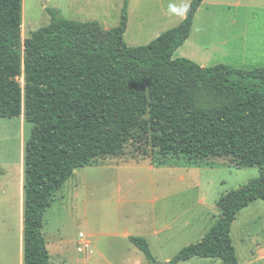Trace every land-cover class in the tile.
<instances>
[{"label":"trees","instance_id":"16d2710c","mask_svg":"<svg viewBox=\"0 0 264 264\" xmlns=\"http://www.w3.org/2000/svg\"><path fill=\"white\" fill-rule=\"evenodd\" d=\"M204 1L194 0L183 23L148 46L130 47V0L111 30L52 10L51 24L25 40L23 0H0V119L25 115L34 126L24 158V264H52L44 219L74 174L124 155L131 143L162 156L232 159L260 170V178L222 196L211 230L170 262L239 264L233 224L264 201V69L174 59ZM129 241L156 263L144 238Z\"/></svg>","mask_w":264,"mask_h":264},{"label":"rangeland","instance_id":"374dc122","mask_svg":"<svg viewBox=\"0 0 264 264\" xmlns=\"http://www.w3.org/2000/svg\"><path fill=\"white\" fill-rule=\"evenodd\" d=\"M99 1L86 5L76 0H26V35L49 26L50 11L69 2L95 15L109 12L110 25L116 16L121 18L125 0ZM193 1L131 0L126 43L148 46L156 32L181 24ZM190 37L193 45L183 51L198 65L264 69V0H205ZM33 128L25 115L0 119V264H7L10 255L18 264L21 260L24 230L22 236L17 188ZM258 178V168H238L232 159L162 156L151 145L131 143L124 155L100 158L77 171L56 195L44 219L51 262L151 264L130 243L129 235L148 242L156 263L172 261L211 230L220 216L216 203L222 196ZM80 234L90 240L93 255L79 254ZM231 236L239 264H264V201L254 202L237 216ZM181 264L223 263L194 259Z\"/></svg>","mask_w":264,"mask_h":264},{"label":"crops","instance_id":"0c3cea01","mask_svg":"<svg viewBox=\"0 0 264 264\" xmlns=\"http://www.w3.org/2000/svg\"><path fill=\"white\" fill-rule=\"evenodd\" d=\"M48 1H51V0H48ZM91 1L93 4H98L100 1L99 0H76V3H81V4H86L87 5V2ZM102 2L104 3H109L110 4V0H102ZM25 3H26V0H23V32H22V36H23V40L29 38L31 36V33L30 36L28 37L26 35V28L28 27V25H26L25 21H24V14H25V9H26V6H25ZM130 3H131V0H130ZM73 5L72 3H68L66 7H62V6H57L59 7L60 9L59 12L62 16V18H65V19H68V20H74V21H78V22H94V21H97L100 23V25L102 26L103 29L105 30H111L113 28H116L120 25V22H121V18H119V16H116V19L114 21V24L110 25V15H109V12H105L103 14H99V15H95L93 13H90V12H85L83 10H77L76 9V6H74L73 8ZM131 5V4H130ZM122 15V13H121ZM187 15V14H186ZM186 15L183 14V19H182V23L183 21L186 19ZM131 16H132V11H131V8L129 10V22H128V29H127V32H126V35L129 31V28H130V23H131ZM197 19V18H196ZM52 21V20H51ZM196 22V20H195ZM181 23V24H182ZM180 24V25H181ZM115 25V26H113ZM179 25V26H180ZM176 28V27H174ZM172 28V29H174ZM171 29V30H172ZM169 31V30H168ZM35 32V31H34ZM167 32V31H166ZM165 33V30H162L161 31H158L156 32V36L155 38L157 39L159 36H161L162 34ZM125 35V36H126ZM154 38V39H155ZM155 39V40H156ZM154 40V41H155ZM191 40V37L190 39L175 53L174 55V59H186V58H189V59H192V56H189L188 55V51H183L184 48H186L187 46H192L193 44L190 42ZM192 44V45H191ZM130 46V45H129ZM131 47V46H130ZM193 60V59H192ZM199 66L203 67V68H209L210 66H208L207 64H204V63H200ZM20 180H19V186L17 188V192L19 194V197H18V200L20 201L19 204H20V224H21V234L23 236V232L22 230H24V173H23V176L21 178V176L19 177ZM169 229V228H168ZM163 231V230H162ZM157 232L156 235L157 236H160L161 232ZM130 237H133L132 235H129L128 237V240ZM204 238V236H203ZM202 238V239H203ZM202 241V240H201ZM47 243V242H46ZM1 259V257H0ZM166 262L170 263L171 260H166ZM189 262V261H188ZM7 264H18V261L17 259H13L12 256L10 255V259L6 261ZM20 264H24V246H23V239H21V260L19 261Z\"/></svg>","mask_w":264,"mask_h":264},{"label":"built area","instance_id":"2783aa9c","mask_svg":"<svg viewBox=\"0 0 264 264\" xmlns=\"http://www.w3.org/2000/svg\"><path fill=\"white\" fill-rule=\"evenodd\" d=\"M78 252L79 254L86 256H91L94 254L91 242L85 234L79 235Z\"/></svg>","mask_w":264,"mask_h":264},{"label":"water","instance_id":"95a60500","mask_svg":"<svg viewBox=\"0 0 264 264\" xmlns=\"http://www.w3.org/2000/svg\"><path fill=\"white\" fill-rule=\"evenodd\" d=\"M155 264H170V263H168V262H164V263H155Z\"/></svg>","mask_w":264,"mask_h":264}]
</instances>
